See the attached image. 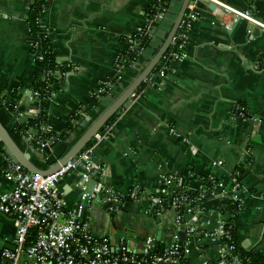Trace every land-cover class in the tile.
I'll list each match as a JSON object with an SVG mask.
<instances>
[{
  "label": "crops",
  "instance_id": "0c3cea01",
  "mask_svg": "<svg viewBox=\"0 0 264 264\" xmlns=\"http://www.w3.org/2000/svg\"><path fill=\"white\" fill-rule=\"evenodd\" d=\"M34 1L0 0V85L5 91H18L14 104L20 118L38 106L32 101V86L40 69L27 23ZM155 1H51L41 25L49 30L58 69L44 133H63L69 120L93 101L95 92L116 76L118 57L128 51L129 39L144 27ZM219 1L249 11L264 23V0ZM181 2L172 0L166 18L153 30L149 47L142 53L143 62L135 63L138 71L163 45ZM198 10L186 57L162 78L155 67L120 111L113 137L94 150L105 186L123 193L139 186L146 198L112 217L101 206L93 207L92 230L97 236L127 235L136 248L155 237L161 249L175 232L173 219L166 214L169 206L156 216L155 211L163 209L151 202L165 196V179H186L193 193L205 188L208 197L198 205L203 247L191 246L189 264L221 258V247L206 234L221 222L234 219L235 202L229 189L237 174L243 177L239 181L236 240L247 251L264 253V31L210 2L200 3ZM112 92L100 99L106 107L117 97ZM240 108L245 109L247 118L240 116ZM80 115L83 119L75 121L78 127L89 116ZM190 146L196 148L197 155L190 153ZM6 159L7 154L0 150L2 192L12 188L3 179ZM204 179L207 187L202 185ZM79 182L72 174L61 183L70 206L79 198ZM14 236L13 222L0 214V252L13 247Z\"/></svg>",
  "mask_w": 264,
  "mask_h": 264
},
{
  "label": "built area",
  "instance_id": "2783aa9c",
  "mask_svg": "<svg viewBox=\"0 0 264 264\" xmlns=\"http://www.w3.org/2000/svg\"><path fill=\"white\" fill-rule=\"evenodd\" d=\"M160 0H156L157 4ZM202 2H210L224 13H229L239 19L251 22L264 31V23L257 20L249 11L241 12L219 0H192L187 12L173 37L167 52L157 66L156 75L160 78L167 75L171 67L185 58V49L189 35L195 22L199 18L198 6ZM168 11L163 9L149 17L142 29L129 39V50L138 45L135 37L148 36L152 39L153 20L163 21ZM41 24V18H40ZM32 37V36H31ZM33 39V54L37 57L38 43ZM127 51V52H128ZM143 52V50L141 49ZM126 52V53H127ZM123 55L118 57L116 70L118 75L122 69ZM155 70V71H156ZM55 75V74H54ZM113 85L107 84V89L100 87L94 98L101 99V95L111 92ZM39 93L33 94L32 101L38 103ZM53 93L50 97V100ZM36 106L28 110L23 117H37L40 110ZM240 116L247 118L245 109L240 108ZM82 113L81 111L79 114ZM21 116V115H20ZM113 127L106 126L103 134H97L80 154L67 162L57 172L51 175H39L26 170L10 155H7L3 169V179L12 185L9 191H0V214L8 217L14 225V250L4 249L0 253V264H189L188 256L191 246L202 245L201 215L199 203L207 198V191L202 186L199 192L190 191L187 180L170 176L164 182V197L153 198L154 207H162L155 211L156 216L165 212L164 202L170 201L169 214L175 227L174 235L168 244L160 249L159 240L148 238L143 245L136 248L129 244L127 235L113 238L109 235L97 236L92 230V210L101 206L109 216L125 212L146 201L145 194L139 186H135L126 193L102 183V167L95 159L94 150L98 144L113 137ZM23 140L32 144L35 141L44 145L42 137L33 134V130L23 134ZM55 140L51 139L50 143ZM33 151L39 153L37 148ZM195 156L197 150L189 147ZM76 175L79 179L80 194L78 200L69 205L61 189V183L69 176ZM239 175L233 177L229 193L240 208ZM213 187L214 181L210 180ZM91 185H94L93 189ZM148 202L150 198L147 199ZM144 214L148 215L147 211ZM181 231L184 238L178 233ZM213 243L221 247L222 256L217 262L204 258L202 264H243L234 254V225L231 221L221 222L215 231L206 234Z\"/></svg>",
  "mask_w": 264,
  "mask_h": 264
},
{
  "label": "trees",
  "instance_id": "16d2710c",
  "mask_svg": "<svg viewBox=\"0 0 264 264\" xmlns=\"http://www.w3.org/2000/svg\"><path fill=\"white\" fill-rule=\"evenodd\" d=\"M51 1L52 0H35L27 16L29 34L34 38V42L38 43V48L36 50L37 57L42 58V60H36L37 66L40 71L35 76V81L32 86L33 94L38 92L40 95L38 98V108L40 110L39 115L35 118L27 117L23 122H20V117L14 104V99L17 97L18 91H5L0 85V122L5 127H7L13 118L17 119L15 125L9 130V133L23 151H27L32 154V160L34 164L42 170H47L49 165L38 155V152L33 151L32 148H35L33 144L26 143L23 140V134H25L26 131L33 130L37 134V137L40 136L43 140L46 141L54 139L55 141L67 143L68 147L70 148L80 139V137L87 129L84 128L81 131L77 130L78 126L75 124V121L80 122L83 119V117L79 114L69 120L66 126V130L59 135L46 134L43 132V127L47 123L50 97L53 93V87L56 85L54 74L58 69L57 57L55 55L52 41L50 39L49 30L43 27L39 22L43 12L47 8H49ZM171 2L172 0H160L157 4H153L149 13V17L153 18L154 14L161 12L163 9L168 11ZM160 24V21L154 19L152 24L153 30L160 26ZM134 40L137 41L138 45H134L132 50H129L123 55L121 72L110 80V85H113V92L111 91L113 97L118 96L133 82L136 77H138L139 71L136 68L135 63L143 62V52L141 51V49L144 51L149 47L151 37H148L146 35L143 37H135ZM159 68L160 66H157V70ZM103 87L107 89V85H103ZM105 94L106 93L102 94L101 97L105 96ZM105 109L106 106H104L101 100L97 98H94L87 107L83 108L82 112L89 115V117L91 118L88 126H90V124H92V122H94ZM119 116L120 112L117 113L113 118H111L107 126L113 127ZM0 150L9 155L1 143ZM242 177L243 174H241V176L238 177L237 180H242ZM202 185H204L205 187L208 186V182L206 179L202 181ZM169 204L170 201L166 199L164 202V206L168 207L170 206ZM128 208L129 206L124 208L125 211H127ZM237 213L238 209L234 207L235 217L232 220L234 226ZM234 241L236 245L234 254L243 264H264L263 252L254 250L247 251L238 244L235 237V228Z\"/></svg>",
  "mask_w": 264,
  "mask_h": 264
},
{
  "label": "water",
  "instance_id": "95a60500",
  "mask_svg": "<svg viewBox=\"0 0 264 264\" xmlns=\"http://www.w3.org/2000/svg\"><path fill=\"white\" fill-rule=\"evenodd\" d=\"M191 3L192 0H182L179 11L173 21L172 28L168 33L163 45L160 47L159 51L149 62V64L139 69L138 77H136L133 82L127 88H125L109 106L106 107V109L94 122H92V124H90V126H88V124L91 121V118L86 116V121L81 123L77 130L81 131L84 128L87 129L73 146L69 148L67 143L61 141L50 143L51 140H44L42 142L44 145L32 141L34 147L39 150L38 155L48 163L49 167L47 170L38 168L32 160V154L27 151H23L10 135L9 130L15 125L17 121L16 118H13L7 127H5L0 122V143L6 149L8 154L13 159H15L26 170V172L43 176L51 175L57 172L67 162L80 154L92 142L97 134H103V130L111 118L119 113L128 103V101L131 100V98L136 94L140 87H142V84L153 72L155 67L162 59L163 55L167 52L170 43L173 37L176 35L177 30L187 12V8ZM24 118L25 117L19 118V121L23 122ZM10 249L14 250V247H11Z\"/></svg>",
  "mask_w": 264,
  "mask_h": 264
}]
</instances>
